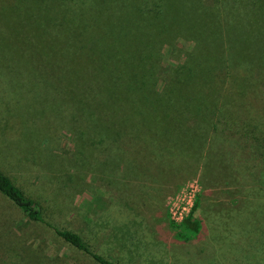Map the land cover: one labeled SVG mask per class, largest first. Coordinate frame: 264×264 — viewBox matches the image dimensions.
<instances>
[{
	"label": "rangeland",
	"instance_id": "rangeland-1",
	"mask_svg": "<svg viewBox=\"0 0 264 264\" xmlns=\"http://www.w3.org/2000/svg\"><path fill=\"white\" fill-rule=\"evenodd\" d=\"M101 1L93 9L94 16L79 18L82 30L74 37L93 36L86 43L96 39L111 45L113 33L121 27L120 17L129 31H152L137 25L136 12L127 0L116 1L115 7ZM138 1L140 5L144 1L145 11L157 14L159 7L153 6H164L165 20L174 29L161 48L157 92L172 70L199 49L201 55L218 47L235 50L232 56L225 54L223 67L214 71L221 113L211 119V138L202 115L197 119L206 130L199 141L175 145L188 151L190 159L170 156L152 141L144 143L140 157L132 158L125 156L114 132L110 138L89 133L83 117L57 90L59 78H70L62 68L71 66L85 99L101 97L98 78L83 61L85 57L72 54L80 51L81 42L70 45L68 31L61 25L68 11H83L86 1L47 0L52 20L47 28L31 31L28 45L37 54L30 62L24 55L7 63L3 55L10 50L0 47V171L15 178L39 202L50 226L30 220L0 199L6 223L0 231V264H99L66 243L52 226L79 233L93 252L115 264H259L264 260V55L253 48L242 51L249 45L240 35L247 8L254 9L251 29L256 33L264 29V0ZM24 37L19 31L0 30V44L5 46L25 44ZM109 108L114 122L128 124L127 133L150 132L136 115L126 114L125 107ZM98 118L96 112L93 120ZM135 156L149 161V166L155 164L153 176L161 179L153 180L151 168H140ZM160 161L167 163L164 169ZM192 181L198 185L194 215L202 226L196 237L178 241L166 202ZM117 185L120 193L114 194Z\"/></svg>",
	"mask_w": 264,
	"mask_h": 264
},
{
	"label": "trees",
	"instance_id": "trees-1",
	"mask_svg": "<svg viewBox=\"0 0 264 264\" xmlns=\"http://www.w3.org/2000/svg\"><path fill=\"white\" fill-rule=\"evenodd\" d=\"M42 1L0 0V30H3L5 34L19 31L26 36L24 37L25 44L11 46L0 44V47L10 50L3 55L5 62L8 63L14 59L20 60L21 56L24 55L28 56L30 62V58L35 56V53L37 54L34 48L28 45L31 31L47 28L52 20L48 13V6L51 8L50 4L47 0ZM85 1L84 10L87 7L88 9L72 14L68 11L69 14H65L61 25L68 31L70 43L74 40L81 42V45L78 46L80 51L72 54L85 57L83 61L87 66H90L93 74L98 78L99 86L97 88L101 97L96 101L85 99L79 76L78 80L73 79L76 77V73L71 66L62 68L64 74L69 73L70 78L64 79L61 76L62 78L58 79L57 90L65 99L66 104L72 103V108L76 110L77 115L83 117L86 130L89 133L99 132L103 138H110L114 132L117 142L120 139L119 142L123 146L125 154L131 157L134 155L140 157L144 143L151 144V141L160 147H163L162 138L172 139L175 144L190 143L191 141L183 140L184 136L181 135L186 132L195 135L199 133L197 130L204 133L205 125H202L197 119L202 115L206 118L203 120L208 122V128L211 127V119L219 117V113H221L216 105L215 86L217 78L214 71L221 70V65L223 67L225 60L223 56L225 54L232 56L235 50L218 47L213 51L207 50L201 55L203 51L199 49L196 56L191 54L187 61L172 70L167 79L168 82L165 83L161 91L157 92L156 84L161 75L159 67L161 48L170 40L174 31L171 21L165 20L164 6H153L154 10V7H159L157 14V12L145 11L144 1L140 5L138 0H127L136 12L137 25L151 28L152 31L147 34L129 31L125 28L122 18L118 16L121 21L120 29L113 33L111 45H102L96 39L86 43L87 39L89 40L93 36H84L80 39L73 36L77 34V31L82 30L79 18L83 17L84 14L91 13L93 15V9L99 4H103L101 0ZM116 1L119 0H114L111 4L108 0V6L115 7ZM37 7L38 9H36ZM251 9L252 11H247L248 8L245 9L246 12L241 18V26L243 27L240 34L241 40L249 45L243 46L245 49L242 48V51L247 49L250 52L253 48L262 56L264 55V29L258 30L257 33L251 29L255 19L253 17L254 9ZM98 40L102 41L101 38ZM198 84H201L199 88ZM109 105L120 110L121 107H125L127 109L126 114L136 115L141 120V124L146 125L144 128L147 127L150 132H135L133 129L127 133L128 129L124 126L128 124L124 122L125 125H123L118 121L114 122L108 114ZM192 108L193 113H188L189 109ZM96 112L99 113L100 117L98 121L93 120ZM189 119L194 122H185ZM7 125L3 126L11 128ZM122 131L124 132L122 133ZM208 131L209 129H207V133ZM138 159L135 163L139 167L148 166L149 161ZM262 164L264 167V150ZM153 166L154 164L150 162L151 170ZM23 187V185L18 184L15 178L0 171V199L3 200L4 198V200L12 203L30 220L50 226V223L44 218L39 202L28 196ZM196 207L195 201L191 213L182 222L177 224L170 222V227L174 230V238L178 241L188 240L198 235L202 223L194 215ZM0 221L1 231L6 225L2 213H0ZM52 227L66 243L89 254L99 264H115L93 252L79 233ZM259 264H264V260L260 261Z\"/></svg>",
	"mask_w": 264,
	"mask_h": 264
},
{
	"label": "built area",
	"instance_id": "built-area-1",
	"mask_svg": "<svg viewBox=\"0 0 264 264\" xmlns=\"http://www.w3.org/2000/svg\"><path fill=\"white\" fill-rule=\"evenodd\" d=\"M198 192V185L196 181H192L180 193L168 197L166 207L170 215V219L174 223H180L187 217L195 204L196 193Z\"/></svg>",
	"mask_w": 264,
	"mask_h": 264
},
{
	"label": "crops",
	"instance_id": "crops-1",
	"mask_svg": "<svg viewBox=\"0 0 264 264\" xmlns=\"http://www.w3.org/2000/svg\"><path fill=\"white\" fill-rule=\"evenodd\" d=\"M189 126V125H188ZM193 126H194V124H193ZM186 129H188V128H186ZM197 129V128H196ZM205 130H206V128H204ZM207 129H209V128H207ZM209 134H208V137L209 138H211V131L210 132H208ZM202 135H204V133L203 134H199V135H194V134H191L190 132H186V133H184L183 135H181V136H184V138H183V140H186V141H193V140H197V141H199V138L202 136ZM163 140H162V142H161V144L163 145V147L165 148V150H167V151H169L170 153V156H173V157H179V159H183V158H185V159H190V153L188 152V151H186L185 149H183V148H181V149H177V148H175L173 145H177V144H175L174 142H172V140H171V142L168 140V139H164V138H162ZM187 144H189V143H187ZM167 145H172L173 146V148H172V150H169L168 149V147H167ZM195 147V146H194ZM171 148V147H170ZM205 154V153H204ZM125 156L126 157H131L130 155H128V154H125ZM161 155H157V157H160ZM183 157V158H182ZM166 162H168V159H166ZM158 163H161L162 164V166H163V169L165 168V166H166V164L167 163H163L162 161H160V162H158ZM170 164V163H169ZM154 166H155V164H154ZM154 166H153V169L151 170L152 172H153V174L152 173H150L149 171H148V173L150 174V177H152V179L153 180H156V182H158L161 178H159L157 175H155V176H153L154 174H156L155 172H154ZM147 167H150L149 166V164H148V166H146V167H142V166H140V168H144V169H147L148 170V168ZM170 167H177L176 165H174V164H170ZM126 187H125V189L123 190L124 191V193H126ZM120 193V190H119V188H118V185H117V188H116V190H115V193L114 194H119ZM202 226V225H201Z\"/></svg>",
	"mask_w": 264,
	"mask_h": 264
}]
</instances>
